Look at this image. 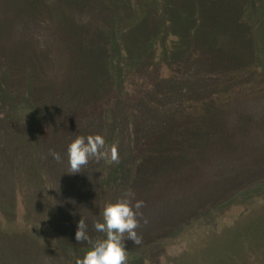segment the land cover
I'll use <instances>...</instances> for the list:
<instances>
[{
  "label": "rangeland",
  "instance_id": "rangeland-1",
  "mask_svg": "<svg viewBox=\"0 0 264 264\" xmlns=\"http://www.w3.org/2000/svg\"><path fill=\"white\" fill-rule=\"evenodd\" d=\"M247 3L0 0L2 264H76L80 219L106 238L94 222L127 190L143 201L127 264H261L264 0ZM77 135L118 163L71 173Z\"/></svg>",
  "mask_w": 264,
  "mask_h": 264
},
{
  "label": "clouds",
  "instance_id": "clouds-1",
  "mask_svg": "<svg viewBox=\"0 0 264 264\" xmlns=\"http://www.w3.org/2000/svg\"><path fill=\"white\" fill-rule=\"evenodd\" d=\"M52 156L60 160L59 153L50 150ZM110 159L118 163V153L115 147L105 148V141L101 135H77L67 146V162L71 173L81 172L90 159ZM130 197H134L131 190L115 202L106 203L101 216L102 222H94V229L105 234L104 239L95 241L87 235V226L82 219L78 222L75 232L77 242L87 241L91 247L76 264H127V250L124 240H131L135 244L141 242L136 229L140 226L137 217L143 201L136 200L133 204Z\"/></svg>",
  "mask_w": 264,
  "mask_h": 264
},
{
  "label": "trees",
  "instance_id": "trees-1",
  "mask_svg": "<svg viewBox=\"0 0 264 264\" xmlns=\"http://www.w3.org/2000/svg\"><path fill=\"white\" fill-rule=\"evenodd\" d=\"M247 6H246V11H251V12H253V13H255L256 11H258L257 10V8H256V0H248V3L246 4ZM260 15H262V14H260ZM264 16V15H263ZM260 17H262V16H260ZM260 36H261V34H260ZM263 35L261 36V38H258V39H260L259 41H258V44L260 43V44H262V41H263ZM260 218H261V216H260ZM13 232H15V231H9V235H11V233H13ZM14 234V233H13ZM15 234H17V233H15ZM264 234V233H263ZM13 236H15V235H13ZM233 236L235 237V238H237L238 236H236L235 235V231L233 232ZM244 237V236H243ZM245 238V237H244ZM255 241H259V243L258 244H256V246L258 247V245L259 244H262L261 242H263L264 243V238H263V241H262V238H260L259 240H255ZM254 242V241H253ZM252 243V242H251ZM258 253H259V260H260V263L261 264H264V246L262 247L261 246V248H259L258 247ZM220 254H224L225 256H222V255H220ZM234 255V254H236V253H233V251H231L230 253H228V252H224V250H219L218 251V253L217 254H214V255H212L211 257H210V260L209 261H212V260H214L213 261V263H211V264H234V263H231V262H227L228 260H230V259H227L226 260V257L227 256H230V255ZM2 253L0 254V264H2ZM222 256V257H221ZM225 257V258H224ZM217 258H219V259H217ZM136 258H131V257H129V260L128 261H130V262H132V263H134V260H135ZM253 263V262H252ZM235 264H247V260H246V258H245V256L244 257H242L241 259H240V263L239 262H237V263H235Z\"/></svg>",
  "mask_w": 264,
  "mask_h": 264
}]
</instances>
